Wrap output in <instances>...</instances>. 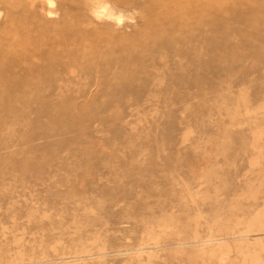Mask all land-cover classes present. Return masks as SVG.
Instances as JSON below:
<instances>
[{"label": "rangeland", "instance_id": "obj_1", "mask_svg": "<svg viewBox=\"0 0 264 264\" xmlns=\"http://www.w3.org/2000/svg\"><path fill=\"white\" fill-rule=\"evenodd\" d=\"M0 264H264V0H0Z\"/></svg>", "mask_w": 264, "mask_h": 264}]
</instances>
